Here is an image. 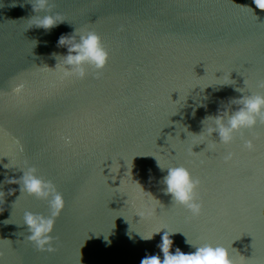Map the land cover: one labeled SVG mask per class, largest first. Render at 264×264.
Returning a JSON list of instances; mask_svg holds the SVG:
<instances>
[{"label": "water", "instance_id": "95a60500", "mask_svg": "<svg viewBox=\"0 0 264 264\" xmlns=\"http://www.w3.org/2000/svg\"><path fill=\"white\" fill-rule=\"evenodd\" d=\"M54 3L65 21L45 30L30 28L27 0H0V264H140L162 257L160 229L174 233L173 252L194 251L187 238L228 248L236 264H264V125L244 132L256 136L254 151L239 134L215 150L206 143L218 134L205 144L195 135L238 88L264 91V9L254 0ZM75 28L102 38L99 78L91 67L85 79L62 77L53 53H67L57 42ZM155 159L200 178L201 215L163 193ZM27 167L63 194L52 252L25 239L24 211L50 214L47 200L9 181Z\"/></svg>", "mask_w": 264, "mask_h": 264}, {"label": "clouds", "instance_id": "9594fccd", "mask_svg": "<svg viewBox=\"0 0 264 264\" xmlns=\"http://www.w3.org/2000/svg\"><path fill=\"white\" fill-rule=\"evenodd\" d=\"M27 2L35 13L28 19L30 28L35 26L50 30L65 21L60 12L53 11L54 0H27ZM254 3L257 7L264 9V0H254ZM57 43L59 47L67 49L66 54L53 53L58 61L57 64L62 66L63 78L85 79L89 75V67L94 70L96 78L100 77L107 65L109 53L98 32L91 28H75L72 34H62ZM23 87V84H18L13 91L19 93ZM258 87L264 89V81H260ZM237 91L242 95L230 99L228 105L218 111V114L206 116L202 120V131L195 134L200 137L201 144H205L207 137L212 136L213 133L218 134V141L206 143L210 150H215L217 143L231 145L238 134L243 140L244 149L255 150L256 136L253 135L252 138L246 139L244 132H252L258 123L264 125V91L246 93L243 88H238ZM232 105L237 107L233 110ZM64 139L66 143H70V138ZM233 155L232 152H228L224 156L225 162L231 160ZM156 162L161 171L166 170V175L162 177L163 193L170 196L173 204L184 207L192 217L201 215L203 202L198 195L201 185L200 178L194 176L191 170L184 165L166 166L158 160ZM9 181L19 185L20 193H27L37 199L48 201L49 215L24 211L23 225L26 226L27 232L25 239L34 247L40 251H55L52 233L56 218L65 207L63 194L56 189L52 181L37 175L35 167H27L19 178H12ZM13 192L14 190H9L8 194L11 195ZM4 194V191H0V198ZM162 230L165 231L158 245L162 257L159 254L149 255L143 258L140 264H236L228 248L212 243L193 244L187 238L186 243L194 251L184 252L177 247L173 252L170 249L173 246L171 235L174 233H169L167 229H160L158 233ZM152 237L153 235L141 236L145 240L152 239ZM2 255L0 253V256Z\"/></svg>", "mask_w": 264, "mask_h": 264}]
</instances>
